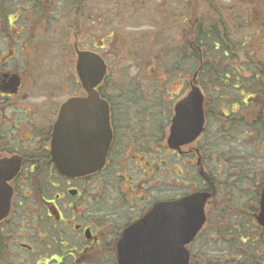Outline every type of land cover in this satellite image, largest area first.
I'll return each instance as SVG.
<instances>
[{"label": "flooded vegetation", "instance_id": "flooded-vegetation-1", "mask_svg": "<svg viewBox=\"0 0 264 264\" xmlns=\"http://www.w3.org/2000/svg\"><path fill=\"white\" fill-rule=\"evenodd\" d=\"M232 1L238 10L240 0ZM192 3L0 1V264H117L123 232L157 203L196 192H214V198L221 193L214 167L220 168L221 159L241 144L238 111L218 107L220 118L210 122L213 99L205 96L204 143L178 150L167 145L175 108L192 85ZM161 23L172 25L165 28L174 35L172 62L182 58L177 47H183L184 67L162 64L163 55L154 54ZM128 24L142 29L134 52L126 47L123 31ZM221 26L215 44L220 65L230 60V49H234L231 61L242 65L218 66V92L237 91L246 82L251 90L258 78L264 80L256 72V47L240 55L245 46L241 35L238 43L230 44L226 27ZM237 30L233 27V34ZM120 36L123 43L117 42ZM119 50L125 51L121 57L133 56L140 64L120 66ZM80 52L104 62L103 80L94 91L105 104L112 140L100 171L68 177L54 165L52 147L64 104L87 97L77 68ZM246 70L248 77L239 74ZM203 73L209 90L207 65ZM182 76L180 91L163 96L161 85ZM241 96L243 106L252 104L251 95ZM243 131L246 135L247 128ZM215 135L222 154L209 164ZM188 249L191 253V246ZM21 252L28 256L23 258Z\"/></svg>", "mask_w": 264, "mask_h": 264}, {"label": "water", "instance_id": "water-1", "mask_svg": "<svg viewBox=\"0 0 264 264\" xmlns=\"http://www.w3.org/2000/svg\"><path fill=\"white\" fill-rule=\"evenodd\" d=\"M77 68L87 97L64 104L52 147L54 165L68 177L100 171L112 140L105 104L94 91L104 77V62L96 55L80 52ZM203 99L199 87L192 85L188 95L177 104L167 139L171 149L194 143L202 134ZM211 197L210 193L198 192L177 201L157 203L123 232L117 244V264H189L186 247L204 226V208ZM254 219L264 229V186Z\"/></svg>", "mask_w": 264, "mask_h": 264}, {"label": "rangeland", "instance_id": "rangeland-1", "mask_svg": "<svg viewBox=\"0 0 264 264\" xmlns=\"http://www.w3.org/2000/svg\"><path fill=\"white\" fill-rule=\"evenodd\" d=\"M202 6V8H201ZM238 10L233 7L232 0H193V22L197 20L198 23H206L208 22V26H210L212 22H218L219 27L223 24L226 27V32L229 33L228 42L230 44L238 43L237 36L241 35L240 43H245L244 49L242 46L240 47V55L243 54L244 51L249 50L252 51L253 46L256 47L255 55H262V59H264V0H240V3H237ZM210 24V25H209ZM170 27L172 25H167L161 23V35H160V43L155 47V55L161 53L163 55L162 64H169L170 58H172L173 53V44H174V35L171 33V29H165L166 27ZM238 26V30L236 33L233 34V27ZM218 27V34L220 35V29ZM222 27V26H221ZM145 28V26H144ZM254 28H256V36L253 35ZM165 29V30H164ZM259 30L262 32L260 33ZM142 31L140 28L139 30H135V27H132L131 24H128L127 27L124 29V34L127 35L126 47L131 49L133 52L136 50L140 45V38L138 37L139 33ZM122 41V36L117 39V42ZM234 42V43H233ZM261 46L262 50H259ZM122 46H120L121 48ZM217 52V51H216ZM234 49H230V60L225 61L223 64L220 65L219 62V53L217 52L218 60L216 61L217 65H220V68L223 69L224 66L233 68L239 65H242L238 62L231 61L233 57ZM125 51L121 53L119 50L118 52V59L120 62V66H131L134 64H140L139 60L135 61L132 57L133 56H123ZM134 54V53H133ZM236 54V53H234ZM207 66H210L209 60L212 61L210 57H205ZM239 61H245V59L241 58ZM240 75H244L246 77L249 76V72L246 71H239ZM185 77L182 76L180 80L173 79V82L166 81V84L161 85L160 89H163L162 94L165 97H169L171 94L178 93L181 87L184 85ZM250 83L246 82L243 83L239 90H232L231 94H227L226 96H222L221 105L226 106L224 107L225 110L231 111H238L237 113H243L245 108H243V96L242 94H250ZM200 87V86H199ZM165 88V89H164ZM203 91V90H202ZM204 95L209 98H213L214 95L206 94L203 91ZM211 101V100H210ZM224 102V103H223ZM234 103L233 107H231ZM252 103V100H251ZM239 109L237 110L238 106ZM247 128V124H240V129ZM240 134V141L241 144L238 146L239 148L236 149V153L233 152L231 154H227L223 161V165L220 169V176L223 182V187L213 201L209 203L206 208V214L210 216V222L208 225H214L215 227L221 228L219 226L221 217H218L216 211L220 206L221 208L224 207L225 202L231 207L240 208L242 213L249 212L250 215H253L258 210V200H255V196L259 192L260 188L264 181V133L257 139V136H254V139H257L256 142L253 141V137L247 139L243 129L241 130ZM198 143L203 144L204 141L201 143L198 141L197 143L193 144L194 146H200ZM213 155V158L209 160V164L218 160L217 156L214 153H210ZM195 158V157H194ZM220 159V158H219ZM195 162V159H194ZM211 166V165H210ZM216 171H219L215 168ZM237 176L238 178L234 181L238 182V185L232 190L231 196H226V183L228 182L227 179L232 177L231 174ZM246 176V177H245ZM228 184H234L232 182ZM231 191V190H230ZM220 208V209H221ZM213 210L214 213L211 211ZM221 214H225V212L220 211ZM227 215V214H226ZM229 223L233 226L237 225L239 228L243 229L246 234L251 231L253 235H258V230L254 222H252L249 217L246 215H237L233 218L229 219ZM213 229V230H212ZM215 228H210L205 226L203 231L200 234V238H198L197 243L192 247V251L195 254V260L199 264H206V259L211 260L213 264H225L226 261L224 257L227 258V262H232L234 256L239 254V251L231 252L225 249L223 245L224 241H231L232 239V229L227 228L222 230V237L218 235L216 232H213ZM216 231V230H215ZM220 232V231H219ZM28 240L25 239V242ZM21 256L23 258L27 257L28 255L24 252H21Z\"/></svg>", "mask_w": 264, "mask_h": 264}, {"label": "trees", "instance_id": "trees-1", "mask_svg": "<svg viewBox=\"0 0 264 264\" xmlns=\"http://www.w3.org/2000/svg\"><path fill=\"white\" fill-rule=\"evenodd\" d=\"M2 1V0H0ZM193 7V5H192ZM202 8V6H201ZM193 15V13H192ZM211 24V25H210ZM208 26V22L206 23H198L196 20L195 23L193 22L192 27V42H193V52H192V75L197 73L196 78V84L200 86V88L208 94L214 95L213 96V103L209 105V120L210 122L214 119L217 121L218 118H220L218 114V107H221L220 98L222 97L223 93L225 91L228 92V94H231V90L229 89H221L220 92H218V86H219V80H218V65L216 61L218 60L217 52L215 49V44L217 43L218 38V22H212ZM181 51L180 58L179 54H176V58L178 57V63H174L173 65L178 66L181 65L184 67L185 65V50L183 47H177V50ZM205 57H210L212 59L209 60L210 66H208V72H209V90H207L205 84H204V73L205 67H206V60ZM256 66L258 69L256 70L257 74L261 73L264 75V69L261 67L264 65V61L262 60V55L259 54L256 57ZM171 60V58H170ZM172 61V60H171ZM171 61H169V64H171ZM172 65V64H171ZM255 84V85H254ZM252 85V84H251ZM224 88V87H223ZM249 95L253 97L252 104L244 106L245 111L240 114H236L235 117L239 118L240 124H247V132H246V138L249 139L253 137V141L256 142V140L261 136L262 133H264V80L259 79L256 80L253 83V86L251 87V90L249 91ZM219 100V101H218ZM241 107V106H240ZM256 121V122H254ZM244 129L241 127V130ZM257 136V139H254V136ZM218 136H211V145H210V151L214 153L216 156H220L222 154V151L219 149V144L217 143ZM231 150V146H230ZM233 153H236V149L234 148ZM232 177L228 179V182L226 183V189L225 193L226 196H231L232 190L238 185L237 181H234L238 177L233 174H231ZM246 177V176H245ZM234 183V184H228V183ZM264 183V181H263ZM231 190V191H230ZM255 200H258V193L255 196ZM223 206V205H222ZM220 206L216 211V214L218 217H221V221L219 226L222 227L218 228L214 225H208L210 222V214L207 219V226L210 228H215L213 232H216L218 235L222 237V230H225L227 228H231L232 232V239L231 241H224L223 245L225 246V249L231 252L233 251H239V254L234 256L232 259V262H227V258L224 257V260L226 261L225 264H264V230L259 228L255 222L252 219V215L249 214L247 211L246 213H242V210L240 208H234L231 207L228 202H225L224 207L221 208ZM221 208V209H220ZM214 211V212H215ZM220 211L225 212V214H221ZM212 213L213 210L211 211ZM227 214V215H226ZM237 215H246L249 217V219L254 222L256 225V228L258 230V235H253L251 231H249L248 234L245 233V231L241 228H239L237 225L233 226L229 223V219L233 218ZM213 230V229H212ZM216 230V231H215ZM220 231V232H219ZM200 238V237H199ZM235 251V252H236ZM206 264H213L211 260L206 259ZM194 264H199L196 262L194 258Z\"/></svg>", "mask_w": 264, "mask_h": 264}]
</instances>
